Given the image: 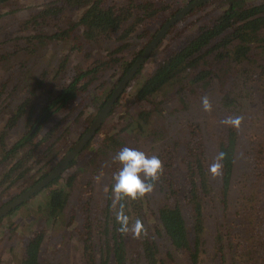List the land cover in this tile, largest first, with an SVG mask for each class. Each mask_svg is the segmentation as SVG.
<instances>
[{
	"label": "rangeland",
	"instance_id": "1",
	"mask_svg": "<svg viewBox=\"0 0 264 264\" xmlns=\"http://www.w3.org/2000/svg\"><path fill=\"white\" fill-rule=\"evenodd\" d=\"M65 1L0 0V208L40 181L66 157L67 150L76 146L84 129L91 126L122 76L120 65L90 78V92L81 95L72 113L60 112L44 126L35 141H41L54 126L59 129L58 135L47 138L49 142L44 150L54 145L47 160L39 162V155L44 151L41 149L36 151L39 155H32L31 145L27 150L23 147L8 156L16 141L31 129L30 122L39 120L49 101L71 84L78 72L86 71L124 42L127 47L118 56L122 61L137 60L169 19L195 0H155L156 16L141 22H138L141 19L138 8L147 0H109L108 6L130 5L134 16L124 29L135 24V30L126 40L113 34L109 38L100 35L102 37L89 42L83 38L84 28L72 29L81 17V9L66 6ZM50 4L55 7L53 14L57 16L47 17L45 9ZM211 10L212 6H206L199 13L192 11L175 25L145 63L144 74L152 73L171 53L183 47L188 39H193L201 26L208 25L206 15ZM254 56L257 64L232 70L223 87L220 81L208 89L196 84L194 88L186 84L188 90L167 86L153 96V103L147 107L149 113L140 122L130 116H135L139 108L133 98L142 75L139 76L135 81L137 84L116 107L115 115L105 122L102 139V133L96 135L88 149L76 158V166L65 174L67 178L76 172L71 198L64 212L66 216L51 218L48 212L37 211L43 195L16 211L11 216L15 227L6 226V229H15L14 236H8V231L0 228L3 239H0V264H21L25 247L36 234L43 235L40 264H101L100 250L105 249L110 240L105 239L104 224L109 223L112 227L103 211L112 195L114 174L121 168L115 157L124 147L143 151L149 157L155 155L164 165L163 175L155 182L154 191L143 200L128 201L126 214L132 222L140 219L147 228V235L140 238L131 233L124 235L127 264H146L141 257V245L153 237L158 243L161 259L167 264H264V52L257 51ZM92 95H97L96 105L87 107L94 99ZM225 96L233 102L229 107L224 105ZM203 97H207L212 105L210 112L203 109ZM19 110L23 112L17 116ZM128 112L131 113L127 115ZM80 114L79 123H72ZM237 115L244 118L239 130L221 123ZM88 117L90 122H87ZM129 120L135 121L134 127L127 128ZM70 121L71 127L66 132L63 126L66 128ZM117 128H123L125 133H118ZM115 133L122 146L112 145L111 136ZM235 133L236 160L230 188L224 194L222 173L213 177L209 167L220 153L224 139H232ZM104 144L112 145V149H107L106 156L99 161L102 154L95 151ZM19 161H24L23 167L17 169ZM195 164L197 172L194 170L191 174ZM199 164L201 170H198ZM101 171L104 175L97 183L94 177ZM192 179L193 182L198 179L196 193L201 197L204 218V231L196 235L200 242L197 263L192 261L187 250H178L169 243L158 221L162 207H182L191 223V242H196L194 210L185 196L191 190ZM179 192L180 198H177ZM28 212L32 214L28 215ZM89 235L90 256L84 250Z\"/></svg>",
	"mask_w": 264,
	"mask_h": 264
},
{
	"label": "trees",
	"instance_id": "2",
	"mask_svg": "<svg viewBox=\"0 0 264 264\" xmlns=\"http://www.w3.org/2000/svg\"><path fill=\"white\" fill-rule=\"evenodd\" d=\"M108 1L109 0L65 1L66 6L72 5L81 9V17L76 24L72 25V29L75 30L79 27L84 28L83 38L88 42L102 36L109 38L110 35L113 34H119L121 35V40H126L128 38L127 36L133 34L135 30V24H129V28L124 29L126 23H130L134 16L131 12L130 5L127 7L115 5L108 6ZM136 4L139 5L138 3ZM50 5H46V11L44 10L48 15L47 17L57 16L53 14L55 13L53 12V8L55 7L51 5L52 8H50ZM204 5L205 6L203 7L200 6L201 8H197L196 11L194 10L193 13H199L200 11L204 10L206 6H212V10L208 13V15H206V19L209 21V24L201 26L199 28L198 34L193 39H188L187 43L183 47L171 53L165 61L157 65V68L152 73L147 75L144 74L143 68L145 66L143 65L132 79V82L129 84L122 97L115 104V107L110 112L108 118H111L115 115L116 107L120 104L126 93L131 90L133 85L137 84V82L135 84V81L141 75L142 77L140 82L137 84L139 85V88L133 95L134 103L139 105L138 111L135 112V116L130 114L131 112H128L127 114H130L132 117L131 119L136 118L138 122L146 117V113H149L147 107L153 103V96L161 92L169 85H174L177 88L180 87L188 90L186 84L193 86V88L196 84L200 85L203 89H208L213 87L215 82L220 81V85L223 87L227 83V79L231 75L230 72L232 70H237L240 66L248 67L257 64L256 56L254 55L257 51L264 52V0H212L211 2ZM138 9L140 10L138 16H141V19H143H139L138 22L149 20V18L155 17L158 12L156 10L155 0H147L145 3L141 4ZM188 15L182 20H185ZM145 35L146 34H144V36ZM125 43L126 42L122 43L119 49L110 52L108 56L106 55L105 57L98 59V61L86 71L78 72L72 83L63 87L61 91L49 101L41 113L39 120L37 122H30L29 125L31 129L29 132L23 133V135L16 141V146H14L13 149L8 153V156L14 154L18 150H21L23 147H25L24 150H27L31 145L30 152L32 155L38 154L36 153L38 150L42 149V151H44L42 152L41 156L38 154L40 157L39 162H41V160H47L49 155L53 153L54 147V145H52L49 149L44 150L45 144H48L49 142L47 138L51 135H58L59 132L57 130L59 129H57V126H54L51 131H49L47 134L45 133V135L42 136L43 138L41 141H35L36 137L41 135L44 125L51 123L54 119L53 117H56L58 114H60V112L69 111L68 113H72L74 110L73 107L77 105L76 103L80 99L81 95L90 92L89 88L92 83L90 78L96 77L101 72L113 69L114 67L120 65L122 76L114 84L113 89H116L118 83L136 62V58L128 62L122 61L118 56L120 52L126 49L127 45ZM118 69L119 68H117L116 72ZM225 80H227L226 83ZM193 88L190 89L192 92L195 91ZM112 93L113 91L110 92V97ZM130 95L131 94L129 92V96ZM96 96L97 95H92V98L94 99H92L91 103L86 105L87 107L90 105H96ZM223 101L224 105L227 107L233 104V102H229L228 96H225ZM105 104L103 103L101 107L103 105L105 106ZM22 112V110H19L16 113L17 116H20ZM42 114L45 116L42 117ZM81 116L82 114H80L78 117H75L74 121H70L66 128L63 126V130L68 132L71 127V122L78 124V119ZM89 119L90 118H87V122H90ZM124 119L126 118L124 117ZM134 124L135 121L129 120L127 123V128L134 127ZM88 127L84 129L83 134L88 130ZM139 127H141V125H139ZM103 129L104 125L100 128L96 135L102 133ZM118 130V133H125L123 128ZM118 133H115L111 136V140H113L112 145L114 147L115 145H123L122 142L118 141L120 138ZM103 135L104 133L101 134V139ZM236 136L237 135L235 133L234 136H232V139L227 141H225V138L223 141V146L220 149V152L226 153V158L222 162V187L224 186L222 191L224 194H227L228 189L230 188L231 178L233 176L234 164L236 160ZM94 139L95 138H93L91 142ZM2 141H4L3 137ZM89 144L84 150L88 149ZM112 145L104 144L103 146L97 147L101 150L98 149V151L95 152H98L100 155L102 154L101 157H99V161L104 158L102 156H106L105 154L107 149H112ZM72 148L73 147L67 150V152H70ZM26 157L27 155L25 156V159ZM23 162L24 161H19L16 163L17 169L23 167ZM76 163V159L72 161L66 173L72 167H75ZM192 168L193 170H191V174L194 173V170L196 171L197 164H195ZM201 169L202 165L199 164L198 170ZM27 171L28 170H26L20 176V179L24 177ZM75 175L76 172H72V174L67 176V178L59 177L53 181L50 186L48 185L44 191L40 192V194L43 195V200L41 201L38 207L39 210L37 211L48 212L51 218H59L62 215H65L64 212L69 204L71 189L75 181ZM44 177H46V174L42 176V178ZM193 180L194 179L190 181L191 190L189 189V193L185 196L187 197L188 202H191L194 213L198 214L197 217L194 216V220L199 222L197 226H200V222L204 221V219L199 207L201 203L198 196L196 195L198 179H195L194 182ZM36 183H38V181ZM199 185L206 188L202 184ZM176 197L180 198V192ZM128 201L129 200L122 201V203L125 204L126 213H128L129 209ZM112 202V195H109L106 214H104V216L110 223H112V227L110 228L109 223L104 224V227L107 230L105 239L110 240L108 241V246L100 251L101 264H127V240H125L122 237V234L118 231L120 226L117 223L114 214L118 210V207L117 209H113ZM178 204L181 203L178 202ZM22 208L23 207H20L19 210ZM30 212H28V215L32 214ZM112 214L114 215L112 216ZM158 219L169 243L177 249L187 250V253L191 256L192 261L197 263L199 260L200 242L198 239L194 244L189 241L190 233L187 230L188 228L184 221L185 216L181 212V207H164L160 209ZM197 226H195V229H197ZM118 233H120V235H118ZM42 241L43 235L36 234V236L28 242L25 247V254L21 264H40ZM141 253V257L146 264H167V261L165 262L164 259H161L158 243L154 237L143 241L141 245ZM91 259V262H93V257Z\"/></svg>",
	"mask_w": 264,
	"mask_h": 264
},
{
	"label": "clouds",
	"instance_id": "3",
	"mask_svg": "<svg viewBox=\"0 0 264 264\" xmlns=\"http://www.w3.org/2000/svg\"><path fill=\"white\" fill-rule=\"evenodd\" d=\"M203 109L207 112L212 110V105L207 97L202 98ZM242 116L228 117L221 123L240 129L243 123ZM226 153H218L215 161L210 165L209 171L213 177L222 173L223 161ZM121 165L120 170L114 174V184L112 192V207L117 209L115 213L116 221L120 225L118 231L122 235L131 233L134 237L140 238L147 235V228L140 219L132 222L130 216L125 212V200H143L154 191L155 182L163 175V162L155 155L148 156L145 152L129 147L122 148L115 157ZM103 172L94 179L97 183L101 181ZM107 191V189H105Z\"/></svg>",
	"mask_w": 264,
	"mask_h": 264
},
{
	"label": "water",
	"instance_id": "4",
	"mask_svg": "<svg viewBox=\"0 0 264 264\" xmlns=\"http://www.w3.org/2000/svg\"><path fill=\"white\" fill-rule=\"evenodd\" d=\"M212 0H195L184 8H182L178 13L172 17L165 26L157 33L154 39L149 43L143 53L137 58L133 67L124 75L122 80L117 85L116 89L113 91L111 97L107 100L105 106L100 111L98 116L95 118L93 124L90 126L89 130L84 134V136L79 140L76 146L70 151L66 157L58 164V166L53 170L44 180H42L39 184L28 190L26 193L16 198L8 205L4 206L0 209V217L17 209V207L37 194L40 190H42L47 185L51 184L53 181L61 177L65 171L69 168L72 161H74L85 149V147L91 142V140L96 136L97 132L104 125V122L108 118L110 112L112 111L115 104L122 97L124 92L126 91L129 84L132 82V79L136 75V73L141 69L143 65L147 62L151 54L158 47L159 43L162 39L167 35L169 30L177 23L180 22L184 17H186L189 13L196 10L200 6L211 2Z\"/></svg>",
	"mask_w": 264,
	"mask_h": 264
},
{
	"label": "flooded vegetation",
	"instance_id": "5",
	"mask_svg": "<svg viewBox=\"0 0 264 264\" xmlns=\"http://www.w3.org/2000/svg\"><path fill=\"white\" fill-rule=\"evenodd\" d=\"M6 1H8V0H3V2H6ZM41 11H42V10H41ZM41 11H40V12H41ZM177 13H178V12H177ZM174 16H175V14H174ZM174 16H173V17H174ZM170 19H171V18H170ZM181 21H182V20H181ZM178 23H179V22H177L175 25L177 26ZM175 25H174V26H175ZM164 26H165V25H164ZM174 26H173L169 31H171V30L174 28ZM168 33H169V32H168ZM168 33H167V34H168ZM139 56H140V55H139ZM118 84H119V83H118ZM114 90H115V89H114ZM114 90H113V91H114ZM114 107H115V106H114ZM114 107H113V109H114ZM88 118H90V117H88ZM89 120H90V119H89ZM93 122H94V121H93ZM93 122H92L90 125H92ZM45 125H46V124H45ZM45 125H44V126H45ZM89 128H90V127H89ZM89 128H88V130H89ZM88 130H87V131H88ZM87 131H86V132H87ZM86 132H85V133H86ZM85 133H84V134H85ZM84 134H83V136H84ZM83 136H82V137H83ZM94 138H95V137H94ZM80 139H81V138H80ZM80 139H79V140H80ZM74 146H75V145H74ZM74 146H73V148H74ZM73 148H72V149H73ZM71 151H72V150H71ZM83 151H84V150H83ZM68 153H69V152H67V154H68ZM64 158H65V157H64ZM64 158H63V159H64ZM63 159H62V160H63ZM62 160H61V161H62ZM61 161H60V162H61ZM60 162H59V163H60ZM59 163H58V164H59ZM58 164H57L55 167H53V168L51 169V171H49L47 174L45 173V174H46V177H47V176H48L53 170H55V168L58 166ZM68 169H69V168H68ZM65 173H66V171H65ZM65 173H64L61 177H64V176H65ZM45 174H44V175H45ZM46 177L41 178L40 181H38V183H36V184H34V185L28 187L27 190L23 191V192H22L19 196H17L16 198L20 197L21 195H23L24 193H26L28 190H30L31 188H33L34 186H36L37 184H39V183H40L42 180H44ZM51 184H52V183H51ZM51 184H49V186H50ZM47 186H48V185H47ZM47 186L44 187L42 190H40L37 194H35V195L32 196L31 198H29L28 200H26L25 202H23L22 204H20V205L17 207V209H15V210H13V211H10L9 213H7V214H5L4 216L0 217V228L2 227V228L5 229V230H3V229L1 228V230L6 231V232L8 231V232H7L8 236H9V235L14 236L13 233H15V229H11V228H10V229H9V228L6 229V226H7V227H15V226L13 225V223H12V220H11L12 217H11V216H13L14 213H15V211H18L20 207H23V208L26 207V206L29 205V204H30V203H31L36 197H38L39 195H42V194H40V192L44 191V190L47 188ZM67 189H68V188H67ZM196 195L198 196V198H199V200H200V203H202V201H201V197L198 195V193H197ZM16 198H14L13 200H15ZM70 198H71V196H70ZM42 199H43V196H42ZM13 200H12V201H13ZM12 201H10V202H12ZM41 201H42V200H41ZM69 201H70V200H69ZM10 202H9V203H10ZM9 203L5 204L4 206L8 205ZM30 205H31V204H30ZM4 206H3V207H4ZM3 207H1V208H3ZM166 207H167V206H166ZM199 207H200L201 214H203V213H202V212H203V211H202V205L200 204ZM1 208H0V209H1ZM106 208H107V207H106ZM162 208H164V207H162ZM162 208H161V209H162ZM102 211H103V210H102ZM181 212H182V214L185 216V212H184V210H183L182 207H181ZM103 214H106V209H105V211H103ZM197 215H198L197 213H194V216H195V217H197ZM104 217H105V216H104ZM202 217H203V216H202ZM202 217H201V218H202ZM197 219H198V218H197ZM203 219H204V218H203ZM158 221H159V220H158ZM184 221H185V223H186V226H187V228H188L187 230H188V232L190 233V237H191L192 235H191V232H190V229H189V224H191V223H190V220H188V218H186V216H185ZM195 222H196V221H195ZM159 223H160V222H159ZM198 223H199V222H196V224H195L194 226H197ZM197 229H199V230H197ZM197 229L194 228L195 236H196L200 231H201V232L204 231V221H201V222H200V226H197ZM118 235H120V233H119ZM122 237L125 239L124 235H122ZM0 239L3 240L2 238H0ZM197 239H198V237L196 236V240H197ZM90 240H91V235H89L88 238H87V240H86V246L84 247V250H85L86 252L89 250V249H88L89 247L87 246V244H88V242H89ZM196 240H195V241H196ZM189 241H192L191 238L189 239ZM101 250H102V249H101ZM101 250H100V251H101ZM178 250H181V249H178ZM88 255L90 256V255H92V253H91L90 251H88ZM99 255H100V254H99ZM100 257H101V256H100ZM127 257H128V256H127ZM90 260L92 261L91 257H90Z\"/></svg>",
	"mask_w": 264,
	"mask_h": 264
}]
</instances>
